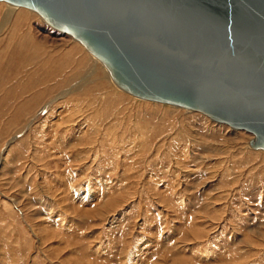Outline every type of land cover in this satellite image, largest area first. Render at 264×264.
<instances>
[{
  "label": "rangeland",
  "instance_id": "rangeland-1",
  "mask_svg": "<svg viewBox=\"0 0 264 264\" xmlns=\"http://www.w3.org/2000/svg\"><path fill=\"white\" fill-rule=\"evenodd\" d=\"M35 15L22 16L37 40L19 57L33 73L14 66L0 79V264H264L253 136L115 84L106 101L58 99L98 60ZM62 57L75 78L47 92L63 72L47 79V61Z\"/></svg>",
  "mask_w": 264,
  "mask_h": 264
},
{
  "label": "water",
  "instance_id": "water-1",
  "mask_svg": "<svg viewBox=\"0 0 264 264\" xmlns=\"http://www.w3.org/2000/svg\"><path fill=\"white\" fill-rule=\"evenodd\" d=\"M79 41L139 99L250 133L264 151V0H0Z\"/></svg>",
  "mask_w": 264,
  "mask_h": 264
},
{
  "label": "bare ground",
  "instance_id": "bare-ground-1",
  "mask_svg": "<svg viewBox=\"0 0 264 264\" xmlns=\"http://www.w3.org/2000/svg\"><path fill=\"white\" fill-rule=\"evenodd\" d=\"M1 2H4V1H0V5H1ZM7 4H8L7 7H6L7 9L3 10L2 13H0V39H2L1 37L3 35H5L6 31L9 30V31L12 32L13 31L12 27H14V26H15V29H14L15 31L12 32L8 38H6L5 40L2 39V41L0 42V47L3 48V46H5L6 51H4V53L5 52L7 53V55L6 54L4 55L2 53V57L0 58V79L3 78V75L8 74L9 73L8 71L14 70V68H13L14 66L16 67L15 69H17L18 72L20 70H22L24 73H27V71H28L29 76H30V74H32L33 72H31L32 68L31 69L29 68L30 67V65H29L30 63L27 64L29 61L28 62L21 61L23 58H19V57L21 55H24V59H26V60L30 59L31 54L33 52H30L31 49L28 46H32L33 47L35 45L34 44L35 43L34 39L37 40V38H36L35 34L31 35V37H30V34H29L30 32L27 30L28 29V25H29L28 24L29 21L28 20L24 21L22 19V16L23 15L29 16V17H31V15L36 16L35 13H37V12L33 11L31 9L25 8V7L15 6V5H11L9 3H7ZM23 8H25V9H23ZM21 9L25 10L27 12L21 11ZM27 31L29 33H27ZM16 39L18 41L15 44V48H12L13 46H11L9 48L8 45H4V43H7V42L8 43L10 42L11 44H14V42H16ZM75 48H77V47H75ZM8 50L9 51L11 50V51L8 52ZM2 52H3V50H2ZM5 57H8V58H5ZM19 59H21V60L19 61ZM62 60H63V57L59 60L60 64L57 63V62H49V61H47L48 66L45 65L46 66L45 67V71L43 69V71L45 72V76L47 75V79H49V78L52 79V77H50L49 74H51V72L54 69L57 70L55 72V74L56 73H60L62 68H63V70L65 69L66 66L64 64L62 65V63L60 62ZM97 60L98 61H95L93 65L90 64V65L87 66V69L85 71V75L79 81H77L75 84H73L68 89H64V90L62 89L61 92L58 91V95L56 97L58 99H62L64 97H67L71 93L72 94H74V93H83V95H86L89 92L92 93V92L96 91L97 94L101 95L104 98L103 100H105V99L107 100L108 98L111 97L112 91H113V93L114 92L118 93L117 89L115 88L116 84L113 83L114 81L110 77L107 69L106 70L104 69L106 67L101 63V61L99 59H97ZM99 61H100V63H99ZM100 64H102V65L100 66ZM41 65H43V62H42ZM43 68H44V66H43ZM14 72H17V71H13L12 73H14ZM76 72H78V71L76 70ZM41 73H42V71H41ZM43 73L41 75H44ZM33 75H35V74H33ZM56 75H59V77L57 76L58 78H55V79L53 78L56 81V84L54 85L55 88H50V89L47 90V92L52 91V89L60 90V88H61L60 84L61 83L64 84V82L66 83V82H68V80H73L75 78V77H66V76H64V71L61 74H56ZM56 75H54V72H53V77L56 76ZM32 77H34V76H32ZM43 80H45V79H43ZM32 81H29L30 83L27 85L28 86L27 89H29L33 85ZM15 85L16 84H14V86ZM18 85H17V87H18ZM22 85H24V84L22 83ZM21 87H23V86H21ZM25 87H24L23 91L27 93V89ZM10 88H11V86H10ZM32 88L33 87H31V90L33 91L34 89H32ZM47 110H48V107L46 106L45 107V111L47 112ZM31 125L32 124L30 123V125L27 127V129L30 128Z\"/></svg>",
  "mask_w": 264,
  "mask_h": 264
}]
</instances>
